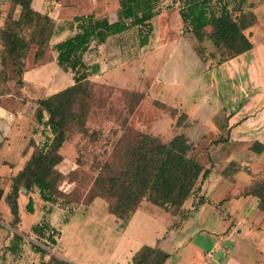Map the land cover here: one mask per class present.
<instances>
[{
  "label": "rangeland",
  "instance_id": "rangeland-1",
  "mask_svg": "<svg viewBox=\"0 0 264 264\" xmlns=\"http://www.w3.org/2000/svg\"><path fill=\"white\" fill-rule=\"evenodd\" d=\"M33 1L35 7H42L41 13H47L53 19L55 31L41 59H34L35 47H30L24 59L22 86L15 85L11 66L6 64L3 67L0 62V264H33L29 252L32 251L31 244L39 246L44 241L27 227L36 216L38 218L54 208L61 209L57 223L66 221L68 224L62 233L50 228L55 245L46 243L44 260L66 253L67 259L75 264H130L131 257L141 246L161 249L159 244L162 243L164 249L161 250L169 253L163 264H174L179 257V264H200L202 260L203 264H264L261 259L264 257V213L256 208L254 198L231 201L234 194L245 188H254L264 180V159H249L247 149L237 148L233 158L241 160L242 167L248 166L250 170L232 171L220 154L212 156L209 151L211 141L216 137L195 136L196 130L176 125L177 117L182 120L185 115L183 110L191 113L188 108L191 107L188 102L191 96L204 100L210 98L211 91L204 85L207 80L199 75L219 65L222 48L209 37L210 29L202 42L186 32L178 15L181 4L171 0L158 3L157 15L151 20L147 47L139 46L138 29L132 27L118 37L109 38L100 53L95 52V47L84 57L87 64L99 58V65L101 63L103 68L89 78L91 96L85 101L86 133L72 122L59 149L62 159L56 169L65 177L58 184L63 194H58L52 203L35 201L34 216L25 211V205L31 195L36 198L37 190L20 189L17 204L21 224L13 225L4 199L10 191L11 179L24 166L32 151L51 138L49 129L36 122L35 102L73 84L72 73H65L56 65L52 46L71 34L69 23L73 15L92 13L114 21L118 9V0ZM226 2L231 10L233 3ZM10 10L17 18L19 8H14L11 0H0V28ZM259 36L257 33L253 41ZM190 45L201 61L199 66L193 65L192 57L187 53ZM2 53L0 39V60ZM239 60L245 64V57ZM247 77L249 79L247 74L229 77L230 86L221 93L228 102L229 111H233L237 103H242V97L237 95L239 92L242 95L263 93L260 87L264 75L261 74L251 76L252 90H247L248 85L246 89L232 86L236 81L242 85ZM250 114L253 113H241L244 119ZM138 133L152 135L161 142H167L175 134L187 136L193 144L191 154L203 167L213 166L214 160L217 163L214 172L225 169L229 177L217 176V182L211 181L203 191L201 189L200 193L188 198L176 214L143 200L123 226L122 220L109 211L110 198L96 196L91 199L89 195L94 190L93 181L102 165L114 161L118 140L123 136L132 138ZM200 195L206 202L196 206ZM192 211L197 213L194 215ZM229 212L232 215L236 212L240 219H229ZM186 214L194 217L186 220ZM228 224L231 235L221 230ZM15 232L22 240L18 243V250L12 253L9 246ZM213 243L217 245L214 254Z\"/></svg>",
  "mask_w": 264,
  "mask_h": 264
},
{
  "label": "trees",
  "instance_id": "trees-1",
  "mask_svg": "<svg viewBox=\"0 0 264 264\" xmlns=\"http://www.w3.org/2000/svg\"><path fill=\"white\" fill-rule=\"evenodd\" d=\"M160 1L118 0L116 19L112 22L105 16L96 17L92 13L74 16L70 29H75V32L53 44L56 65L63 72L72 73L73 84L35 102L36 122L49 129L51 138L32 151L24 166L11 179L10 191L4 199L13 225L19 223L17 198L22 187L28 192L36 189L39 199L48 203L54 202L58 194H63L58 184L65 177L56 169L62 159L59 149L66 139L65 131L72 122L86 133L85 101L91 96L89 78L100 71L98 62L85 63L84 54L103 44L109 36L124 33L132 27L138 29L139 46H145L151 31V20L157 15L156 7ZM171 1L181 4L178 15L182 26L195 40L202 42L207 29L211 30L209 37L220 43L222 48V58L217 64L251 49L250 35L245 34V30L255 23V16L251 11L241 9L244 0H230L233 3L231 10L226 0ZM11 2L14 8H19V14L14 18L10 10L0 28L3 45L0 62L3 67L6 64L11 66L14 83L20 87L27 52L34 46V59H41L54 34L55 25L47 13L33 9L32 0ZM184 117L182 120L180 116L177 117V126L186 125ZM227 139V136H221L212 143L226 142ZM250 149L257 153L262 151L263 146L253 142ZM192 150L193 144L182 134L173 135L167 142L146 133L134 134L132 138L123 136L117 142L114 161L105 162L100 168L89 197L110 198L109 211L122 220L123 226L143 200L176 214L188 198L200 193L211 173L212 164L203 167L191 154ZM239 195L255 198L256 208L264 213V180L254 188H245ZM204 203V196L200 195L196 206ZM25 211L33 213L30 197ZM30 231L44 241L40 244L42 247L31 244V250L40 257V264H71L55 256L44 260L47 255L44 248L47 247L46 243L55 245L53 230L47 223L33 225ZM21 240L20 234L13 233L9 251L16 252ZM168 257V253L157 247L143 245L133 254L130 264H163Z\"/></svg>",
  "mask_w": 264,
  "mask_h": 264
},
{
  "label": "crops",
  "instance_id": "crops-1",
  "mask_svg": "<svg viewBox=\"0 0 264 264\" xmlns=\"http://www.w3.org/2000/svg\"><path fill=\"white\" fill-rule=\"evenodd\" d=\"M32 6H33V9L41 12L42 7L41 6L35 7L33 0H32ZM241 9L244 12L251 11L255 16V23L251 26L250 30L247 31V34L250 33L249 40L251 41V44H252L251 49H249L248 51L238 56H235L232 59H229L228 61H225L217 65V67H214L212 71L209 70L199 75V77L205 78L207 80L206 84L204 85H206V89L211 91V93L209 94L210 98L205 99V100L198 99V98L195 99L194 95L192 94L193 96H191L192 97L191 100L189 101L187 100L191 105V107H188V108H191L190 109L191 113H187L186 110H183L184 111L183 113L186 115V121L184 122L186 124L185 127H187V129L196 130L197 135L195 136L208 135L214 138L216 137L215 139L221 136L222 137L227 136L228 139L226 142H219L215 144V143H212L215 140L214 138H213L214 140L212 141L210 140L212 145L210 148L211 150L209 151L211 152L212 156L220 154L224 158L225 162L228 163L227 165L233 168L232 171H234L235 169V172L239 171L240 169L250 170L248 166L242 167L243 162L241 160H238L237 158H233L234 153L237 148L247 149V151H249V159L250 158L252 160L254 159L263 160L264 159V82L260 87V90H262L263 92L262 94H257V93L246 94L245 93L244 95H242L239 92L237 95H238V98L242 97V103L241 102L237 103L233 111L228 110V105H227L228 102H225L224 94H221L222 92L223 93L225 92L228 86H230L229 77L231 75L235 77L238 75L246 76L247 74L250 80L248 79V77L247 79L245 78L244 81L242 82L243 83L242 85H238L237 81L236 83L232 82V86H236L238 89H243V88L246 89L248 85L249 87L247 88V90H252V84L250 82V81H253V78L251 77L252 75L253 76L257 74L264 75V0L262 1L258 0L255 3H253V1L251 0H244L243 4L241 5ZM85 14H81V15H85ZM74 16H78V14L73 15L71 17V20L69 23V29H70L72 19ZM54 31H55V26H54ZM74 32H75V29H72L71 34H69L68 36L72 35ZM257 33L260 34V36L258 40L254 42L253 37H255ZM121 34L109 36L103 44L96 46L97 50H95V52L100 53L102 49L106 46V43L109 38L118 37ZM63 39L64 38L60 40H63ZM176 45L178 46L177 42H176ZM144 47H147V44L143 46V48ZM192 50L193 48L190 45L189 52L187 53H190L189 55H191L192 57L193 65L199 66L201 64V61L199 60V58H197L194 55V52ZM177 51L180 53L182 52L180 51V49H177ZM89 52L90 51H87L84 54L83 58L87 54H89ZM242 57H245V64H242L241 61L239 60ZM94 62L99 63V58L96 59ZM99 66L103 68V65L101 63ZM199 72L200 70L198 71V73ZM253 84L256 85L255 82ZM238 89L237 91H239ZM185 106L187 107L186 104L184 105V107ZM252 107H255L254 111H252ZM244 111H249L253 114L252 115L250 114V117H247L246 119H244L245 116L241 115V113ZM189 123L193 124V126L189 127L190 125ZM250 139H253L252 140L253 142H257L261 144L263 146L262 151L257 152V153L253 152L250 149V146H251ZM216 166H217V163L214 162L213 160V166L211 169V173L207 177V179L204 181L201 187L202 191L204 190V187L207 186L211 181L217 182V180H219L216 178L217 176H219V178L229 177V174L225 173V172H228V171H224L225 169H222L220 173L214 172ZM262 171L264 172V170ZM239 192L234 194L233 197H231L232 198L231 201H233V199L243 200L247 198H253L250 196L242 197L239 195ZM35 197L36 198H34V196L32 195L30 196L33 202V208H35V201L40 200L37 192L35 194ZM231 201H228V203ZM254 201L256 203L255 198H254ZM43 203L47 204L48 202H43ZM23 204H24V200L22 202V205ZM192 212L194 215L197 213V211H192ZM60 213H61L60 208L59 209L54 208V209H51L47 213H42L38 218L35 213H30L32 215L35 214L34 216H36L35 217L36 219L33 223L29 225V227H27V230H30L31 226L33 225L40 224V223H47V225L50 228H53L56 231L62 233V231L67 228L68 223L66 221L64 223H57V218L60 215ZM234 213L235 215H232L231 212L227 213L229 219L230 218L240 219V215H238L236 212ZM193 214L192 215L190 214L189 217L186 218V220H188L189 218H192ZM18 215H19V223L21 224V216L19 214V205H18ZM221 230L225 232L227 231L231 235L232 230H230L229 224L227 225L226 228L221 229ZM234 231H238V230H234ZM56 246L59 247L58 242ZM215 246L217 245L213 243L212 248L213 247L214 248H213L212 254H214ZM159 247L161 249H164V246L162 243L159 244ZM176 247L178 248V246ZM44 248L46 249L47 247H44ZM29 252L31 254V263L40 264L39 255L36 253H33L30 250ZM60 257L68 261L71 264H75L69 259H67L66 253L60 254ZM210 257L211 256H209L208 261L210 260ZM261 259L264 262V257ZM176 260L177 261L174 264H179L181 262V257L177 258ZM203 262L204 261L202 260L200 264H203Z\"/></svg>",
  "mask_w": 264,
  "mask_h": 264
},
{
  "label": "water",
  "instance_id": "water-1",
  "mask_svg": "<svg viewBox=\"0 0 264 264\" xmlns=\"http://www.w3.org/2000/svg\"><path fill=\"white\" fill-rule=\"evenodd\" d=\"M21 190H22V191H25V189H24L23 187L21 188Z\"/></svg>",
  "mask_w": 264,
  "mask_h": 264
}]
</instances>
